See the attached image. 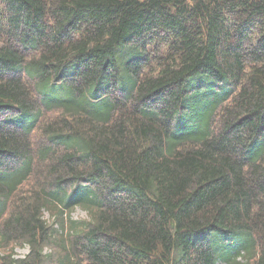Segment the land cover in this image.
<instances>
[{"label":"trees","instance_id":"obj_1","mask_svg":"<svg viewBox=\"0 0 264 264\" xmlns=\"http://www.w3.org/2000/svg\"><path fill=\"white\" fill-rule=\"evenodd\" d=\"M0 264H264V0H0Z\"/></svg>","mask_w":264,"mask_h":264},{"label":"rangeland","instance_id":"obj_2","mask_svg":"<svg viewBox=\"0 0 264 264\" xmlns=\"http://www.w3.org/2000/svg\"><path fill=\"white\" fill-rule=\"evenodd\" d=\"M71 218L75 219V220H82V219H86V214L84 211L80 210V209H75L74 212L71 215ZM44 219L48 222L51 223V218L49 216V214L45 213L44 214ZM28 247H17L15 249V254L17 257H23L25 254L28 253Z\"/></svg>","mask_w":264,"mask_h":264}]
</instances>
